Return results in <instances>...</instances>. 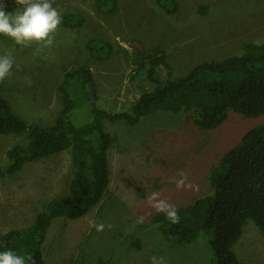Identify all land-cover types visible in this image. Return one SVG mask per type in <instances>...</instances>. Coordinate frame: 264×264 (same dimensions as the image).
<instances>
[{"label":"rangeland","instance_id":"374dc122","mask_svg":"<svg viewBox=\"0 0 264 264\" xmlns=\"http://www.w3.org/2000/svg\"><path fill=\"white\" fill-rule=\"evenodd\" d=\"M95 1L49 0L61 16L50 46H23L0 34V56L10 54L14 61L0 83L26 120H56L63 108L59 86L78 62L92 66L97 106L117 113L130 111L141 94L165 81L169 66L173 76H181L200 62L241 53L247 42L264 43V0H178L175 13L166 12L157 0H120L113 15L98 11ZM203 6L206 14L199 12ZM0 8L6 14L23 11L16 0H0ZM67 13L86 20L78 28L66 26L62 17ZM94 38L112 44L107 59L89 52L87 45ZM158 49L166 53L169 66L160 63ZM92 116L90 103H85L71 118L84 124ZM193 118L190 113L159 111L137 126L107 125L116 140L109 152L110 186L87 215L53 221L44 244L48 264H151L153 256L163 257L166 264H216L206 233L189 245L174 246L157 225L139 228L141 217L146 222L156 211L147 195L156 192L158 199L179 207L210 194L211 168L251 128L264 123V115L231 111L221 126L209 130ZM21 138L0 133L2 166L8 164L7 151ZM74 171L71 152L64 150L0 177V238L30 226L46 202L68 191ZM181 172L185 184L198 186V191L176 187ZM93 222L104 224V230L98 232ZM235 249L243 264H264V235L254 221L247 222Z\"/></svg>","mask_w":264,"mask_h":264},{"label":"trees","instance_id":"16d2710c","mask_svg":"<svg viewBox=\"0 0 264 264\" xmlns=\"http://www.w3.org/2000/svg\"><path fill=\"white\" fill-rule=\"evenodd\" d=\"M157 2L169 13L179 9L178 0ZM95 6L113 15L120 9V0H96ZM206 9L203 6L199 12L206 14ZM85 20L74 13L62 17L63 23L72 28L80 27ZM87 48L93 56L107 59L113 46L105 39L94 38ZM155 52L160 63L168 65L166 53L161 49ZM168 70L166 80L141 94L130 111L111 113L97 106L92 66L78 62L65 73L59 86L63 108L50 124L23 118L0 83V133L22 137L7 151L8 164H0V177L64 150H70L75 170L68 191L46 202L30 226L1 236L0 253L11 250L22 255L25 264H48L44 244L53 221L81 218L103 200L111 183L109 152L116 141L107 130L109 123L137 126L143 117L159 111L185 112L192 114L200 128L209 130L221 126L231 111L248 117L264 115V43L247 42L241 53L200 62L181 76H173L170 66ZM85 103H90L93 116L77 124L72 112ZM207 178L213 191L176 207L179 223L155 211L139 228L157 225L174 246L189 245L206 233L216 264H243L235 247L247 222L254 221L264 235V123L251 128L241 142L225 151ZM135 244L139 246L138 241Z\"/></svg>","mask_w":264,"mask_h":264},{"label":"clouds","instance_id":"9594fccd","mask_svg":"<svg viewBox=\"0 0 264 264\" xmlns=\"http://www.w3.org/2000/svg\"><path fill=\"white\" fill-rule=\"evenodd\" d=\"M18 5L23 6L22 12L6 14L0 8V34H4L14 39L17 44L28 46L31 43L43 44L45 47L53 43L52 35L61 23V16L49 0H16ZM11 55L0 56V81L9 75L13 66ZM181 179L175 181L176 187L193 188L198 191V186L185 184L186 176L180 173ZM156 192L147 195V200L151 207L157 212H163L172 223H179V217L175 206L165 200L158 199ZM140 222H143L141 217ZM98 232L103 231L104 224H95ZM109 227H111L109 225ZM0 264H25V258L9 250L0 253ZM151 264H166L163 257L159 259L155 256L151 258Z\"/></svg>","mask_w":264,"mask_h":264}]
</instances>
